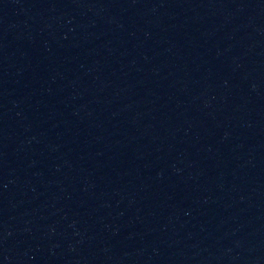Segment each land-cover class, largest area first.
Returning <instances> with one entry per match:
<instances>
[{"label": "water", "instance_id": "95a60500", "mask_svg": "<svg viewBox=\"0 0 264 264\" xmlns=\"http://www.w3.org/2000/svg\"><path fill=\"white\" fill-rule=\"evenodd\" d=\"M0 264H264V0H0Z\"/></svg>", "mask_w": 264, "mask_h": 264}]
</instances>
